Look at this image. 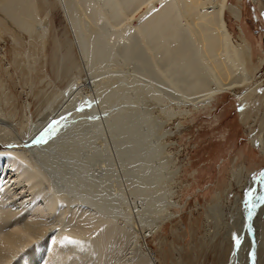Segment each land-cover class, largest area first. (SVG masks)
<instances>
[{"label":"rangeland","instance_id":"obj_1","mask_svg":"<svg viewBox=\"0 0 264 264\" xmlns=\"http://www.w3.org/2000/svg\"><path fill=\"white\" fill-rule=\"evenodd\" d=\"M228 2L236 5L237 1ZM84 4L80 0H70V3L69 0H48L44 13H40L43 17L40 25L46 29L42 38L44 31L38 26L32 36L10 23L7 24L12 27L9 31L7 26L0 28V150L21 152L38 147L42 137L55 125L62 120L66 122L65 119L74 114L80 117L89 106L98 107L97 117L104 119L101 103L105 85L116 80L120 84L140 83L162 95L164 103L148 99L145 108L139 110L147 114L141 120L147 127L140 124L146 132L138 129L134 138L139 139L140 132L146 133L149 146L142 150L143 159L146 156L142 162L148 168H139L137 160L126 167V160L133 155L127 138L112 134L105 123L101 124V131L107 158H98L91 169L94 175L90 177L98 193L97 198L90 201L94 204L111 201L108 192L111 188L115 197L122 193L121 207L130 208L133 218L132 224L127 225V239L123 235L117 243L114 241L108 264H125V261L132 264L137 257L134 242L136 246L142 243L144 228L151 223L149 227H155L156 231L147 236L145 242L154 252L157 264H264V155L258 145L251 143L253 135L257 139L264 138L262 0H243V9L240 8L243 16L238 22L227 10L224 13L233 45L245 43L250 48L246 62L250 81L213 96L207 103L200 99L174 101L172 88L156 79L137 75L141 72L126 65L121 56L110 57L101 68L93 67L91 47L85 50L82 45L80 48L70 14L74 6L78 7L75 12L80 9L81 13ZM87 20L84 30L93 25ZM95 26L98 29L99 26ZM130 93L136 100V93L132 90ZM86 125L88 135L80 163L87 166L83 158L94 152L93 139L98 132L93 123L86 122ZM15 134L23 143L11 144ZM48 142L53 143V140L48 139L45 146ZM98 145L101 146L100 141ZM242 166L245 172L237 185L232 174ZM129 169L135 171V176ZM251 182L256 183L257 189L250 197L247 191ZM48 186L46 183L45 188ZM163 193L167 205L162 213L166 215L154 220L162 209ZM18 194L9 202L12 210L25 206L26 209L29 203V196L24 192ZM79 202V206L84 205ZM75 208L79 210L78 206ZM23 212L18 221L21 224L26 222V210ZM51 221L47 219L43 224L46 229L41 237L43 242H48L57 230L53 218ZM11 226L13 223L6 224L2 233L10 231ZM92 235L95 241L97 233ZM24 251L13 257L11 264H16L15 261L18 264L27 257L29 250Z\"/></svg>","mask_w":264,"mask_h":264},{"label":"bare ground","instance_id":"obj_2","mask_svg":"<svg viewBox=\"0 0 264 264\" xmlns=\"http://www.w3.org/2000/svg\"><path fill=\"white\" fill-rule=\"evenodd\" d=\"M47 1L0 0V14L3 15L0 17V28H6L10 23L32 36L36 26L41 27L43 17L40 13H44ZM80 1L85 3L81 13L78 12L80 9L77 10L80 16L75 12L77 4L71 8L70 14L80 48L82 45L85 50L86 47H91L93 67L97 65L101 68L110 57L121 56L126 65L141 72L137 75L156 79L172 88L171 95L178 102L200 99L207 103L213 96L226 90L232 91L251 79L246 71L250 48L245 43L233 45L224 19L227 10L238 22L242 19V12L239 6L230 5L228 0ZM86 19L93 24L90 23L91 29L86 30ZM95 24L99 26L98 29L96 26L94 28ZM8 28L12 29L7 26L8 31ZM41 29L44 31L42 38L46 35V29ZM85 32L87 35L83 37ZM134 81L137 82L135 79ZM131 90L136 93V100L130 93ZM154 91L140 83L134 85L111 81L108 86L105 85L103 93L99 91L103 94L101 106L104 119L97 117L98 107L89 106L88 110L80 113V117L74 114L65 119L66 122L62 120L63 122L55 125V128L42 137L38 147L21 152L15 149L0 150V234L6 224L13 223L10 231L0 235V264H11L12 258L26 249L29 250L28 256L21 258L18 264H84L86 261L90 262L88 264L109 263L114 241L117 243L116 240L123 235L127 239V225L132 224L133 218L130 208L128 210L121 207L122 201L124 203L122 193L115 197L111 188L108 191L111 201H102L100 204L90 201L97 198L98 193L95 190L97 186L90 177L94 175L91 172L93 163L98 158H107L102 144L104 139L101 124L106 123L112 134L122 139L125 135L127 138L133 155L126 160V167L137 160L139 168H148L142 162L146 158L145 156L143 159L142 150L149 146L146 133L142 135L140 132L141 136L137 140L134 136L138 135V129L143 130L142 126L147 127L141 124L142 118L147 114L143 110L139 111L145 108L146 100L152 99L157 104L163 102V96ZM86 122L93 123L98 132L93 139L94 152L83 158L87 166L80 163V153L86 147L84 139L88 135ZM55 129L58 131L55 132ZM253 136L251 143L258 145L264 155V138L257 139ZM12 137L11 144L23 143L18 135ZM48 139L53 140V143L48 142L45 146ZM99 141L101 146H97ZM36 151L40 154H36ZM244 172L245 167L242 166L232 174L235 184L241 183ZM132 173L135 176L134 170ZM46 183L48 188H45ZM255 189L256 183L251 182L247 191L250 197ZM19 192L29 196V203L26 209L25 206L23 209L12 210L9 202L18 197ZM144 195L147 196L146 193ZM160 198L163 201L162 209L154 220L166 215L162 213L167 205L164 201L165 194H161ZM79 201L84 205L79 206ZM236 203L239 205L240 199ZM77 206L79 210L75 208ZM24 210L26 222L21 224L18 221ZM73 210L76 212H72ZM52 218L57 230L48 242H43L41 237L46 232L43 224L47 219L52 222ZM150 225L144 228L140 238L142 243L136 246L134 242L133 250H137V257L133 258L132 264H157L154 252L145 242V238L156 231ZM148 228L150 229L147 230ZM93 233L98 236L95 241ZM86 239L90 241L85 242ZM83 247L86 249L81 251ZM15 263L17 264L16 261Z\"/></svg>","mask_w":264,"mask_h":264},{"label":"crops","instance_id":"obj_3","mask_svg":"<svg viewBox=\"0 0 264 264\" xmlns=\"http://www.w3.org/2000/svg\"><path fill=\"white\" fill-rule=\"evenodd\" d=\"M237 2H236V5L235 6H239L241 9H243V5H242V1L240 2L239 0H236ZM259 7V6H258ZM262 8H260L259 7V12H262V11H260ZM229 13H230V11H228ZM242 12V16H243V11H241ZM232 15V14H231ZM233 16V15H232ZM234 18V17H233Z\"/></svg>","mask_w":264,"mask_h":264},{"label":"water","instance_id":"obj_4","mask_svg":"<svg viewBox=\"0 0 264 264\" xmlns=\"http://www.w3.org/2000/svg\"><path fill=\"white\" fill-rule=\"evenodd\" d=\"M262 44H263V48H264V34H263V38H262Z\"/></svg>","mask_w":264,"mask_h":264},{"label":"snow or ice","instance_id":"obj_5","mask_svg":"<svg viewBox=\"0 0 264 264\" xmlns=\"http://www.w3.org/2000/svg\"><path fill=\"white\" fill-rule=\"evenodd\" d=\"M236 243L239 244V240H237Z\"/></svg>","mask_w":264,"mask_h":264}]
</instances>
